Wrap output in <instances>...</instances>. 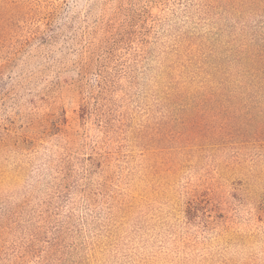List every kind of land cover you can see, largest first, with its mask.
Returning a JSON list of instances; mask_svg holds the SVG:
<instances>
[{
	"label": "rangeland",
	"instance_id": "1",
	"mask_svg": "<svg viewBox=\"0 0 264 264\" xmlns=\"http://www.w3.org/2000/svg\"><path fill=\"white\" fill-rule=\"evenodd\" d=\"M7 1L32 16L0 40V132L10 133L0 137V217L23 197H54L61 161L71 159L64 211L76 215V264H264V148L245 149L229 132L196 158L147 152L117 121L105 148L81 116L78 61L126 34L135 43L116 51L126 78L113 119H140L177 83L205 86L209 49L197 58L189 43L205 44L211 26L183 8L188 0ZM226 75L213 77L215 92ZM11 234L5 245L17 241Z\"/></svg>",
	"mask_w": 264,
	"mask_h": 264
},
{
	"label": "trees",
	"instance_id": "2",
	"mask_svg": "<svg viewBox=\"0 0 264 264\" xmlns=\"http://www.w3.org/2000/svg\"><path fill=\"white\" fill-rule=\"evenodd\" d=\"M16 3L0 0V40L8 38L18 24L32 16V9ZM183 8L211 26L205 44L199 47L189 43L195 57L209 49L210 53L200 59L207 72L210 69L209 73L205 71L207 77L202 78L205 86L191 92V87L185 84H173L175 87L168 88L162 98H154L146 105L142 119L128 115L113 119L117 107L114 96L119 83L126 78V71L125 74L121 71L124 59L119 60L116 53L122 46L135 43L132 34L130 37L126 34L111 45L112 51L93 52L78 61L83 120L93 121L99 127V144L105 148L111 146L104 140L117 121V130L124 129L127 137L147 152L168 153L172 149L196 158L197 152L222 145L229 132L232 140H238L237 145L250 150L263 149L264 0H188ZM57 39L42 38L51 45ZM130 60L126 61L127 72L131 69ZM164 70H160L161 76L167 72ZM220 73L227 75L220 83L225 88L218 93L213 87L216 80L213 77ZM160 74L155 77L159 79ZM167 75L175 79L170 72ZM153 87L158 90L157 83ZM156 93L152 96L158 97ZM0 137L8 139L9 130L0 132ZM69 163L71 159L61 161L63 168L55 179L54 197H46L39 203L23 197L0 217V244L3 243L0 264H76L72 240L78 232L76 215L74 210L64 211L70 206L74 190L75 172L65 168ZM9 232L17 236V241L5 245Z\"/></svg>",
	"mask_w": 264,
	"mask_h": 264
}]
</instances>
